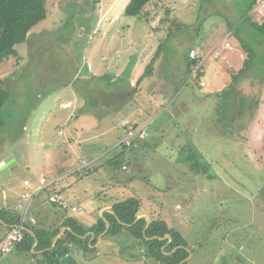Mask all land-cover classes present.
Here are the masks:
<instances>
[{"label":"rangeland","instance_id":"1","mask_svg":"<svg viewBox=\"0 0 264 264\" xmlns=\"http://www.w3.org/2000/svg\"><path fill=\"white\" fill-rule=\"evenodd\" d=\"M250 1L160 0L164 8L171 10L170 15L162 14L161 23H146L123 15L128 0H45L46 18L28 32L24 43L14 47L17 56L0 64V81L10 96L0 113L6 119L0 127V159L10 155L20 165L8 176L0 175V206L4 205L1 187L10 185L16 191L19 180L22 183L33 179L25 164L39 169L59 158L61 152L66 153L63 142L69 140L68 132L76 119L68 118L70 113L61 110L59 104L77 97L80 74L75 68L83 57L89 50L104 49L103 37L96 38L95 46L89 37L99 19L113 16L123 26L130 25L129 33L141 37L139 48L143 51L150 50L160 39L159 52L176 49L179 56L192 39V45L204 50V58L207 51L216 47L220 56L227 54L231 58L239 50V62L247 56L241 43L244 42L254 52V61L237 83L212 90L224 78L222 74L215 76L211 57L205 63L202 79L206 86L200 90L208 94V101L203 103L190 97L189 115H165L169 128H165L163 136L158 122L152 124L143 146L129 148L115 161L125 163L127 171L111 164L116 152L113 151L112 157L105 156L93 164L88 176H81L84 169L69 176V188L59 191V197L65 203H79L88 214L91 210L97 213L99 203L92 196L103 187L105 197L111 196L108 199L138 201V211L149 220L164 218L187 240L193 253L186 264H240L239 260L233 263L234 258L241 260L240 257L244 264H264V38L245 20L249 17L254 23H264V0H259L246 14ZM107 8L109 15L104 14ZM103 26V22L98 25L100 34ZM226 43L230 49L225 47ZM178 56L172 55L168 60L176 63ZM224 64L229 79L230 72L225 70L231 67L228 59ZM247 83H253L249 96L242 91V85ZM185 92L178 89L174 93L175 103L169 112L180 108L178 103L182 98L186 100ZM110 125L104 123L97 134L106 135L84 143L82 149L73 144V169L117 140L120 130L108 135ZM59 128L65 135H59ZM190 144L197 145L209 163L203 173L183 162L189 155ZM123 178L129 179V186H123ZM46 193H40L45 201L49 194ZM17 197L20 198V192H16ZM19 202L26 203L22 199ZM44 207L49 205L45 203ZM169 214L174 215L173 219ZM121 239L122 234L104 235L98 246L96 242L95 247H89L88 253L72 246L73 260L76 264H158L143 256L136 240L122 244ZM42 255L19 257L13 251L8 260L18 257L15 264H40L44 260Z\"/></svg>","mask_w":264,"mask_h":264},{"label":"crops","instance_id":"2","mask_svg":"<svg viewBox=\"0 0 264 264\" xmlns=\"http://www.w3.org/2000/svg\"><path fill=\"white\" fill-rule=\"evenodd\" d=\"M154 6L151 10V17H153L151 22L161 23V19H163L161 15L165 14L166 10H169L170 12L171 10L169 8H164L160 4V0L157 1V8ZM109 9L110 8L105 9L104 14L109 15L107 14L108 12L110 13ZM102 22L104 26L101 30L102 34H100L98 31V29H100L98 28V25ZM131 30L132 27H130V25L126 24L123 26V24L120 23V20L113 16L104 17V20L99 19L97 21L89 37L92 38L94 46L98 44L96 42V38L99 39L103 37L104 49L102 51H100V49L96 51L89 50L87 55L83 57L81 62L75 68V70L77 69L80 74V83L76 86L77 97L71 100H63L59 104V108L61 110L68 111L70 113L68 118L70 117L71 119H76L73 128L68 132V136L70 135L69 140H66V143L63 142L65 147L64 151H66V153L64 154L61 152V156L59 158H53L50 163L44 164L42 168L39 169L29 166L31 165L29 163L25 164V168L32 173L33 179L23 180L22 183H20L19 180V189L16 191L10 185L1 187L3 189L4 205L0 206V215L8 212H16L22 219L25 207L28 204V200H24L22 198V194L29 193L32 197V201L28 214H26V218L23 222L27 225V227L23 228L32 232L33 230H44L48 233L58 231L56 234L58 235L63 229H66L65 233L69 232L67 229L70 228L64 226V222L69 217L77 219L81 224H84L83 226L86 228L92 227L97 223L98 217L96 218V215L99 216V212L102 213L103 209L111 207L112 202L115 201L114 199H108L111 198V196L108 198L105 197L107 196V194H104L106 190L105 187L94 192L92 196L94 201L99 203V206H97V213L95 214L91 210L88 214L87 212H83L84 209L81 208L80 213L82 214L79 216L76 213L71 214L62 212L56 206L48 203L47 200L45 201L46 197L41 198L40 193L48 192L49 195L54 194L59 196V191L63 192L65 189L69 188V183L67 182L69 176L77 173L80 169H84V173L81 175L82 177L88 176L89 173H91L90 167L93 164L101 160V158L112 154L111 152H117L118 145L126 138L128 127L131 124L139 125V127L146 125L145 129L148 133V129L151 125L158 122V130H162L160 136H163L165 134V128H169L166 127L164 122L166 119L165 115L169 118H173L178 114L189 115L191 111L187 101L190 100V97L197 98L203 103L208 101V94L204 91H200L202 88H205L206 85L200 86L198 82H195L190 77L191 66L190 61L187 58V52L190 49L197 50L201 55L204 53V50L200 51L196 46L192 45L193 40L190 39L188 46H186L184 50L180 51L179 56L178 50L176 49L159 52L161 45L159 44L160 39H158L159 41L156 40L150 50L143 51L139 48L141 47V37H135L133 33H129ZM157 32L158 31H156V33ZM228 34V31H226L225 35L227 36ZM231 34L232 33H230V35ZM226 44L225 47L230 49L229 45L226 46ZM88 46L90 47L89 42ZM172 55H177L179 57V60L176 63H171V61L168 60L169 58H172ZM239 56V50L236 55H232V58L227 54L220 56L216 52V47H213L206 52L204 69L206 61H208L211 57H214V62L211 65L214 74L216 77H220L222 74L223 77L221 78H224L222 83H215V85L212 86V90L225 89L232 81V77L237 75L242 67L243 61L245 60L241 61V59L239 61L240 63L237 62V58ZM227 59L231 65L230 68L225 69L227 72H230L229 79L227 78L228 74H226L223 69V66L225 65L224 62L227 61ZM149 65H151L152 69L146 74V68ZM204 77L205 76L203 75V78ZM178 89H183V91L186 90L185 95L187 98L185 97L186 100L182 98L179 101V109L169 112V109H171V106L175 103L173 97L174 93ZM171 120L172 119L169 121ZM108 122L111 124L108 128L109 130L107 131L108 135H111L110 131L115 129L120 130L118 133L119 136H117V138L115 137L117 140H115L104 152L96 154L90 159L83 158L84 160H82V166L80 165V168L75 167L73 169V163L76 160L74 159L73 144H79V148L82 149L84 147V143L91 142L95 138L101 139L102 136L106 135V132H101L100 135L97 133H99V131L103 128L104 123ZM82 123H85V125ZM160 123H162V126ZM58 133L61 136L65 135L63 134V130H61V128L58 129ZM143 143L144 141L138 143L137 148L143 146ZM186 143L189 144L188 142ZM193 149L201 155L198 146L190 144L189 150ZM116 152L113 154L116 155ZM201 157L207 162L204 156L201 155ZM6 159H10L11 161L6 165V170L0 174L3 177L8 176L20 167L17 160L10 155L3 156L0 159V163L4 162ZM184 160H186V157L183 158V162L188 164ZM123 165V167L126 168H121L122 171H127L128 168L126 164ZM135 168L139 169L138 166H135ZM25 182H27V185H24ZM121 183L123 186H129V179L123 178ZM44 185H46L47 188L35 195L38 188ZM16 192H20V198L17 197V199H15ZM96 195H98V198H95ZM19 199H22L26 203L20 204ZM69 199L70 198L67 197V200ZM45 203L49 205V208L46 209L44 207ZM66 204L68 206H82L79 203L71 204L68 201H66ZM142 214L143 213L138 212L137 217H148L147 215ZM170 214L169 217L173 219L174 215ZM163 219L164 218L161 220ZM167 226L175 230L177 229L176 227L169 226L168 224ZM13 231L8 233L5 230L0 229V263L4 264V262H8L5 264H15V260L18 257L13 258L11 262L8 260L9 255H11V252L13 251L15 254H19V257L21 255L39 256L45 252V250L35 251L37 247L35 249L31 247V254L21 253L14 246L8 253L2 254L1 248L7 238L13 234ZM87 233L94 234V232ZM56 235L54 237H56ZM104 235L105 234L102 235L101 239L95 246L100 244ZM88 237H90V234ZM94 238L95 234L93 239ZM53 239L51 243L53 242ZM72 246L75 245H69L71 251ZM71 254L73 255V251ZM240 258V264H242L244 259L242 257ZM44 261L45 260H43L40 264H44Z\"/></svg>","mask_w":264,"mask_h":264},{"label":"trees","instance_id":"3","mask_svg":"<svg viewBox=\"0 0 264 264\" xmlns=\"http://www.w3.org/2000/svg\"><path fill=\"white\" fill-rule=\"evenodd\" d=\"M92 1L99 3V0ZM157 1L158 0H129L124 8L123 15L129 18H137L139 20L145 21L146 23H149V21L153 19V17H151V10L154 5V7L157 8ZM258 2L259 0H251L248 4L246 14L249 13ZM164 15L169 16L170 11L166 10ZM45 18V0H0V64L9 57L17 56L14 47L18 44L24 43L26 41L28 32ZM162 20L163 19H161V22ZM245 20H248L250 28L254 29L263 39L264 23H254L250 20L249 17H245ZM154 31L156 32L157 28H154ZM241 43H243V47L245 48L247 56L242 63L240 71L237 73V75L232 77L231 85L237 83L238 77L240 78L246 71H248V69L251 67V62L254 61V52L244 42ZM188 52L187 58L189 59ZM189 61L190 66L192 67V65H194V62L190 59ZM151 69L152 67L151 65H149L146 68L145 73L147 74ZM202 78L203 75L198 74L193 80L199 83ZM253 80L257 81V79L254 78ZM262 81H264V78ZM1 83L3 84V81H0V113L5 108L10 98L9 93L4 89ZM252 86L253 83L242 85V91L245 96H249V92L253 89ZM5 121L6 119L2 118L0 115V127L4 126ZM132 126L139 127V125ZM231 133L232 131L230 132V134ZM145 140H142L141 142ZM138 143L136 144L135 142H121L118 145L116 155L113 157V159L111 158V164H113V166L115 164L116 168L123 169V164L125 163L117 164L115 161L117 160V158L124 156L125 152L129 148H137ZM188 152L189 155L186 156V160L184 161H186V163H188L189 166H191V169L195 170V172H205L207 170V167H209V163L206 162L194 149L188 150ZM138 204V201L129 199L123 201H114L111 205L114 215H112L111 213H104L103 217L98 218L97 223L89 228L84 227L83 224H81L77 219L69 217L64 222V226L70 228L71 232H66L65 236L60 238L57 241L55 247L50 251L48 249L51 247V241L58 231L48 233L44 230H33L34 235L38 241V245L35 251L45 250L42 255L45 260L44 264H76V262L73 260L71 254L72 251L70 250L69 245L74 244L78 247L79 251H82L83 253H88L89 251H91L89 250L90 245H94V243H96L97 237L105 230V223L103 221L104 218L110 223V227L105 235L122 234V244L136 240L137 243L141 245L143 256L156 261L158 264H179L188 257L186 249H189L191 253H193L190 249V244L186 241V239H184L177 230L169 228L167 224L161 219L152 221L150 220L149 227L147 228L145 235L143 236L142 231L146 224L145 220L140 219L135 224H133L138 216ZM115 216L121 223L132 226H122L116 220ZM0 222V229H3L8 233L12 232L14 227H27V225L22 223L21 217L16 212H8L0 215ZM87 232H94L95 234V238L91 242L90 237L86 239L79 238L80 236H84ZM22 233L23 238L21 241L15 244V247L21 253L31 254V247L34 244V239L26 232L22 231ZM165 235H169L171 237V242L164 250H162V247L167 243V239L147 240L152 237L162 238ZM180 246L183 248L177 249L173 254L169 256L165 255V253H168L175 247Z\"/></svg>","mask_w":264,"mask_h":264},{"label":"built area","instance_id":"4","mask_svg":"<svg viewBox=\"0 0 264 264\" xmlns=\"http://www.w3.org/2000/svg\"><path fill=\"white\" fill-rule=\"evenodd\" d=\"M226 46H228L226 44ZM188 57L191 61L194 62V65H192L191 67V78L194 79L198 74H202L204 75V61L205 58L202 57L201 54L198 53L197 50L194 49H190L188 52ZM200 86H204L205 83L202 81V79L199 82ZM146 125L142 126V127H133L132 125H130L128 127L127 133H126V138L124 140H122V142H135L136 144L138 142H141L142 140L147 139L148 137V133L146 132L145 129ZM123 169H125V167H123ZM24 185H27V182L24 183ZM47 188L46 185L38 188V190L36 191L35 195L40 193L41 191L45 190ZM22 198L24 200H28V204L25 207V212L23 213V217L21 219L22 223L24 222L25 218H26V214H28V209L30 208L31 205V201H32V197L29 193H23L22 194ZM48 203L56 206L59 210H61L64 213H71L74 214L76 212H80L81 211V207L79 206H68L66 203H64L61 198L58 195H49L47 198ZM23 238V234L22 231L19 229H15L13 231V234H11L6 242L4 243L3 247L1 248V253L2 254H6L8 253L14 246L16 243H18L19 241H21Z\"/></svg>","mask_w":264,"mask_h":264},{"label":"water","instance_id":"5","mask_svg":"<svg viewBox=\"0 0 264 264\" xmlns=\"http://www.w3.org/2000/svg\"><path fill=\"white\" fill-rule=\"evenodd\" d=\"M10 161H11L10 159H6L4 162H1V163H0V174H2V173L6 170V165H7ZM105 212H107V213H111L112 215H114V212H113L112 207H108V208H105V209L102 210V213H101V215H100L101 218L103 217V214H104ZM115 218H116V220L118 221V219H117L116 216H115ZM140 219H144L145 222H146L145 227H144V229H143V231H142V234H143V236H144V235H145V232H146V230H147V228L149 227L150 220H149V218L146 217V216H141V217H137L136 220L133 222V224H135V223H136L138 220H140ZM103 221H104V223H105V230H104V232H103L102 234H100V235L97 237L96 242H98V241L101 239V237H102L103 234H106V232L108 231V229H109V227H110V223H109L107 220H105V219L103 218ZM118 222H119L122 226H125V227H131V226H132V225H128V224L121 223L120 221H118ZM0 223H1V222H0ZM14 228H18V227H14ZM19 229H20L21 231H24V232L28 233V234L34 239V245L32 246V248L35 249V248L37 247V245H38V241H37L35 235L33 234V232L30 231V230H27V229H25V228H23V227H19ZM65 230H66V229L61 230L60 233H59L58 235H56V237H54L53 242H52V245H51V247L48 249L49 251L52 250V249L55 247L57 241H58L60 238H62L63 236H65ZM67 230H68L69 232H71V229H67ZM89 234H90V241H92V239H93V237H94V234H92V233H86L84 236H80L79 238H81V239H86V238H88V235H89ZM152 239H160V240H165V239H167V243L162 247V250H164V248L167 247V246L169 245V243L171 242V237H170L169 235H165V236L162 237V238L152 237V238H149V239H147V240H152ZM93 247H94V246H93ZM93 247L91 246L90 248H93ZM179 248H183V247H181V246H180V247H175V248L172 249L170 252L165 253V255L169 256V255L173 254V253H174L177 249H179ZM186 251H187V253H188V257H187L185 260H183L182 262H180L179 264H184V263H186V262L191 258V256H192L191 251H190L189 249H186ZM236 260H239V261L241 262L240 259H238V258H234L233 263H235Z\"/></svg>","mask_w":264,"mask_h":264},{"label":"clouds","instance_id":"6","mask_svg":"<svg viewBox=\"0 0 264 264\" xmlns=\"http://www.w3.org/2000/svg\"><path fill=\"white\" fill-rule=\"evenodd\" d=\"M198 84H199V83H198ZM20 227H22V226H20ZM13 229H14V230H15V229H19V227H18V228H13ZM19 230H20V229H19ZM22 234H23V233H22Z\"/></svg>","mask_w":264,"mask_h":264}]
</instances>
